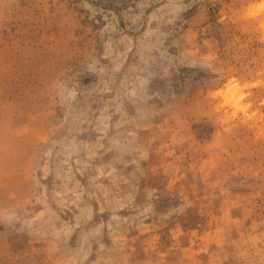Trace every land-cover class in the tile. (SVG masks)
<instances>
[{"label":"rangeland","instance_id":"374dc122","mask_svg":"<svg viewBox=\"0 0 264 264\" xmlns=\"http://www.w3.org/2000/svg\"><path fill=\"white\" fill-rule=\"evenodd\" d=\"M259 0H0V264H264Z\"/></svg>","mask_w":264,"mask_h":264},{"label":"clouds","instance_id":"9594fccd","mask_svg":"<svg viewBox=\"0 0 264 264\" xmlns=\"http://www.w3.org/2000/svg\"><path fill=\"white\" fill-rule=\"evenodd\" d=\"M262 14H264V0H259L257 4H254L245 13L246 17L248 18H255Z\"/></svg>","mask_w":264,"mask_h":264}]
</instances>
